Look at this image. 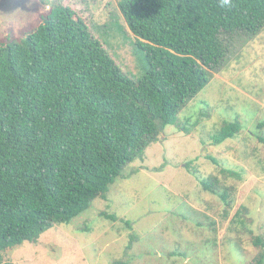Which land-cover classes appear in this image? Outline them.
Segmentation results:
<instances>
[{"label": "trees", "instance_id": "trees-1", "mask_svg": "<svg viewBox=\"0 0 264 264\" xmlns=\"http://www.w3.org/2000/svg\"><path fill=\"white\" fill-rule=\"evenodd\" d=\"M117 7L124 24L113 26L135 38L137 76L61 4L25 38L0 43V261L104 199L166 127L189 135L196 122L180 125L178 116L220 72L234 37L251 41L264 30V0H119ZM239 132L236 121L223 124L211 145ZM196 179L226 214L232 189L217 176ZM246 212L234 214L242 227ZM247 234L257 249L250 264H264V237Z\"/></svg>", "mask_w": 264, "mask_h": 264}, {"label": "rangeland", "instance_id": "rangeland-1", "mask_svg": "<svg viewBox=\"0 0 264 264\" xmlns=\"http://www.w3.org/2000/svg\"><path fill=\"white\" fill-rule=\"evenodd\" d=\"M118 1L0 0V43L25 38L42 14L61 4L83 20L116 65L137 76L135 38L124 39L113 26L115 19L124 24ZM231 48L220 72L178 116L180 125L196 122L189 135L166 127L104 199L36 243L6 253L0 264H250L257 249L247 230L264 237V30L251 41L234 37ZM234 121L236 138L211 145L210 136ZM221 170L241 179H224ZM190 172L217 176L232 189L226 214ZM241 206L245 228L234 220ZM236 241L237 250L230 244ZM173 252L181 255L175 263Z\"/></svg>", "mask_w": 264, "mask_h": 264}, {"label": "clouds", "instance_id": "clouds-1", "mask_svg": "<svg viewBox=\"0 0 264 264\" xmlns=\"http://www.w3.org/2000/svg\"><path fill=\"white\" fill-rule=\"evenodd\" d=\"M224 4L227 5L229 0H223Z\"/></svg>", "mask_w": 264, "mask_h": 264}]
</instances>
